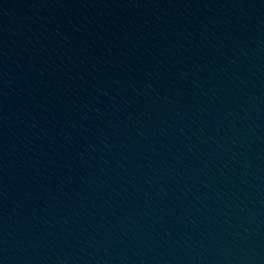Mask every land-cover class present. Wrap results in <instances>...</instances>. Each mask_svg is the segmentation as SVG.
<instances>
[{
    "label": "water",
    "instance_id": "obj_1",
    "mask_svg": "<svg viewBox=\"0 0 264 264\" xmlns=\"http://www.w3.org/2000/svg\"><path fill=\"white\" fill-rule=\"evenodd\" d=\"M0 264H264V0H0Z\"/></svg>",
    "mask_w": 264,
    "mask_h": 264
}]
</instances>
